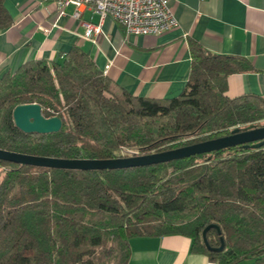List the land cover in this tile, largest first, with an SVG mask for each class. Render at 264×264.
I'll use <instances>...</instances> for the list:
<instances>
[{
	"label": "trees",
	"instance_id": "obj_1",
	"mask_svg": "<svg viewBox=\"0 0 264 264\" xmlns=\"http://www.w3.org/2000/svg\"><path fill=\"white\" fill-rule=\"evenodd\" d=\"M0 0V31L12 24ZM183 90L129 93L73 45L60 61L33 58L0 76V148L57 158L147 154L264 124V94L230 97L227 78L249 58L189 43ZM38 103L62 125L26 133L13 108ZM206 231L209 250L202 240ZM180 234L215 264H264V145L226 147L145 166L66 169L0 159V264H127L130 239Z\"/></svg>",
	"mask_w": 264,
	"mask_h": 264
},
{
	"label": "crops",
	"instance_id": "obj_2",
	"mask_svg": "<svg viewBox=\"0 0 264 264\" xmlns=\"http://www.w3.org/2000/svg\"><path fill=\"white\" fill-rule=\"evenodd\" d=\"M177 26L160 34L134 35L111 17L100 19L90 7H60L58 0H4L12 24L0 31V76L33 58L60 61L80 47L103 74L131 94L171 98L184 88L191 41L213 53L249 58L255 72L227 78L230 97L264 94V0H169ZM60 10L63 13H60ZM84 23L100 31L85 36ZM127 264H215L191 251L180 234L130 239ZM237 264H255L245 259Z\"/></svg>",
	"mask_w": 264,
	"mask_h": 264
},
{
	"label": "water",
	"instance_id": "obj_3",
	"mask_svg": "<svg viewBox=\"0 0 264 264\" xmlns=\"http://www.w3.org/2000/svg\"><path fill=\"white\" fill-rule=\"evenodd\" d=\"M14 124L26 133H51L58 131L62 125L58 116L45 117L38 103H22L12 110ZM242 145L244 148H259L264 145V124H250L244 128H233L228 134L194 142L176 148L147 154H133L124 157L107 159L90 158H57L41 155H31L0 148V159L21 165H33L40 167H54L66 169H117L133 166H145L173 159H180L199 153H210L226 147ZM213 224L207 225L202 230V240L209 250H220L223 241L218 247H211L206 239V231Z\"/></svg>",
	"mask_w": 264,
	"mask_h": 264
},
{
	"label": "built area",
	"instance_id": "obj_4",
	"mask_svg": "<svg viewBox=\"0 0 264 264\" xmlns=\"http://www.w3.org/2000/svg\"><path fill=\"white\" fill-rule=\"evenodd\" d=\"M169 0H58L60 7L73 5L75 16L79 8L90 6L100 17H111L127 34H160L177 26L169 8ZM60 13H63L60 10ZM85 36L100 31L99 25L84 23Z\"/></svg>",
	"mask_w": 264,
	"mask_h": 264
}]
</instances>
